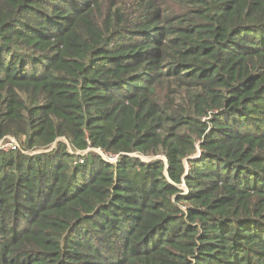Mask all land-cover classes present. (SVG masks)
Here are the masks:
<instances>
[{
	"label": "trees",
	"instance_id": "16d2710c",
	"mask_svg": "<svg viewBox=\"0 0 264 264\" xmlns=\"http://www.w3.org/2000/svg\"><path fill=\"white\" fill-rule=\"evenodd\" d=\"M8 136L0 264H264V0H0Z\"/></svg>",
	"mask_w": 264,
	"mask_h": 264
},
{
	"label": "rangeland",
	"instance_id": "374dc122",
	"mask_svg": "<svg viewBox=\"0 0 264 264\" xmlns=\"http://www.w3.org/2000/svg\"><path fill=\"white\" fill-rule=\"evenodd\" d=\"M13 148H19L17 142L12 138V137H5L3 139L0 140V150L1 151H7V150H10V149H13ZM42 149H35V150H32L31 152L29 153H26L28 155H34V154H39L41 153ZM198 153V152H197ZM100 155L103 156V158L108 161V162H111V163H115L116 161V158H113V157H108V156H104L102 153H99ZM134 156H137V155H134ZM140 159L147 163L151 160H163L165 163H166V160L163 156H158V157H155V158H146V157H140ZM188 168V165L186 164V169ZM179 189L182 190V191H185L186 188L184 187V184H181L179 186Z\"/></svg>",
	"mask_w": 264,
	"mask_h": 264
}]
</instances>
